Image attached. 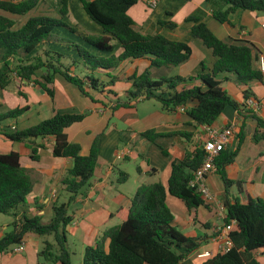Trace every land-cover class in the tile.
I'll return each instance as SVG.
<instances>
[{
    "label": "trees",
    "instance_id": "16d2710c",
    "mask_svg": "<svg viewBox=\"0 0 264 264\" xmlns=\"http://www.w3.org/2000/svg\"><path fill=\"white\" fill-rule=\"evenodd\" d=\"M87 17L101 30L100 34L84 35L83 39L91 48L64 38L68 45L79 53L80 63L91 71L110 70L118 67L125 60L146 63L145 69L138 73L135 68L126 78L131 81L125 99H118L117 104L127 105L140 96L153 98L164 110H176L195 102L186 109L191 120L200 126H211L227 105L240 108L221 87L220 74L233 73L239 84H248L258 80L264 84V74L260 68H254L253 45L226 43L219 39L197 14H189L186 22H191L190 36L199 40L211 51L214 58L208 66L200 62L198 70L188 77L180 75L152 78L151 68H173L186 61L191 54V47L184 40L170 38L162 33H143L135 27L134 20L128 14L130 7L142 0H78ZM44 0H0V87L9 83V77L16 73L22 81L37 83L51 98L53 97L54 75L60 74L65 80L75 84L80 92L89 95L85 84L92 89L102 91L106 84H113V76L107 83L101 82L94 75L84 77L70 74V67L61 63L64 54L43 49L41 43L55 36L54 30L67 27L69 0H59L57 15L42 11L38 6ZM210 6L212 16L227 27L232 23L229 14L237 9L251 12H264V0H205ZM29 14L23 23L16 26L17 17ZM158 26L174 28L172 21L158 20ZM75 30V29H74ZM120 50L119 53H117ZM48 57L43 59L42 56ZM71 65L78 63L69 58ZM41 71L39 78L37 72ZM198 80L199 85L178 86L184 82ZM108 93L116 94L113 90ZM255 96L247 88L243 90L246 102ZM28 109L27 105L14 107L0 114V121L16 118ZM84 113L53 110L52 116L24 129H3L0 134L11 141H24L36 137L53 136L52 155L69 157L72 165L60 180L61 188L68 194L67 202L56 200L52 205L51 218L43 223L41 217L22 216L15 218L19 207L25 203L26 196L32 189L29 170L20 163L16 151L0 153V214L13 216L12 228L0 237V253L12 251V248L24 242L28 232L44 237L42 247L37 251L38 264H71L72 253L66 245L65 227L72 217L68 212V203L85 191L91 184L98 160L96 136L87 155L80 154V144L68 140L65 129L80 122ZM256 128L253 139L262 138L258 134L264 127V120L253 114ZM140 136L149 140L155 137L154 130H146ZM245 137L243 128L237 134L235 149L222 148L214 163L225 191L224 217L225 226L234 225L228 234L233 246L227 252H211L208 256L197 257L200 242L197 238L184 234L174 224V214L166 203V195L180 199L188 210L207 204L193 187L189 185L192 173L203 158L202 146L193 152H187L181 159H172L171 171L164 186L160 181H152L138 187L127 209L119 214L118 224L103 231L93 245L83 250L80 264H186L184 260L195 256L189 264H260L256 252L264 251V198L246 196L242 202L239 197L228 199L229 188L239 184L227 177L226 167L231 164ZM35 148H32V152ZM166 153L165 151H163ZM126 173L120 174L121 181L127 180ZM52 235V239L48 237Z\"/></svg>",
    "mask_w": 264,
    "mask_h": 264
},
{
    "label": "crops",
    "instance_id": "0c3cea01",
    "mask_svg": "<svg viewBox=\"0 0 264 264\" xmlns=\"http://www.w3.org/2000/svg\"><path fill=\"white\" fill-rule=\"evenodd\" d=\"M154 1V6L149 4V0H142L130 7L128 14L136 22L135 27L143 33L159 32L173 39L184 40L189 43L191 54L186 61L173 68H151L152 78L172 75L188 77L198 70L201 61L208 66L211 65L214 60L211 51L206 49L199 40L192 39L190 36L192 23L186 22L185 17L191 13L199 15L208 28L224 42L252 44L255 55L253 66L259 68V57L264 56V27L261 25L264 22V12L255 13L237 9L229 14L228 19L232 26L227 27L212 16L210 6L205 0ZM55 3L53 5L56 10H53V15H57L59 0ZM53 5L43 2L38 9L46 12L51 10ZM70 13L69 3V15L64 20L76 32L83 33L86 28L94 31V34L101 33L100 28L93 25L86 14H79L83 22L77 19L75 23L68 22L70 16L74 17ZM28 15L15 18L16 26L23 23ZM158 20L172 21L177 25L172 29L160 27ZM58 29H56L57 32L54 30V35L59 38L66 36L68 40L84 44L91 50L85 41L72 40V34ZM44 46L51 51L59 50L64 56L76 60L72 50L50 48L48 40L41 43V47L44 48ZM119 52L120 50L117 53ZM67 66L70 67L71 75L84 77L91 74L103 83L110 81L113 76L117 79L113 84H106L102 91L92 89L85 84L86 90L95 101L84 96L75 84L68 82L60 74L54 75V83L51 86L53 87L52 98L34 81L19 82L17 80L13 82L14 87L9 85L3 89L0 87V114L14 107L28 106V109L16 118L1 120L0 132L5 128L24 129L37 124L43 119L50 118L55 109L85 114L80 122L73 123L65 129L68 140L80 144L81 155L88 154L94 138L99 136L98 160L91 184L68 203V212L72 219L65 227L66 245L70 249V244L74 245L78 242L81 263L84 248L87 245H93L105 229L119 223V214L128 208L138 187L152 181H160L167 186L172 159H181L187 152H193L197 147L202 146L208 134L204 126L196 125L186 112V109L195 102L187 103L183 111L164 110L160 104L139 107L144 98L129 101L127 105L117 104L118 99L126 98V91L130 88L131 81L126 77L135 68L138 73L142 72L146 63L125 60L118 67L110 70L109 74L108 71L101 69L91 71L83 63L71 65L69 62ZM218 78L221 81V87L240 104V108L235 109L227 105L212 128H232V135L225 145L228 149H235L237 134L242 128L245 134L234 161L226 167L227 177L239 182L229 188L228 199L233 200L237 196L245 202L246 196L264 198V127L258 132L262 134V138L255 141L253 132L256 123L250 117L253 114L264 120V84L258 80L239 84L235 81L233 73L220 74ZM199 84L200 81L192 80L180 84L178 88L183 85ZM247 88L258 102L256 111L243 99V90ZM109 90H113L116 94L108 93ZM150 129L155 132L152 141L140 136L141 132ZM53 144V136L11 141L0 134V153L11 150L18 152L20 163L29 170L33 183L25 203L17 211L15 217L17 219L22 216L37 215L45 223L52 216L53 203L56 200H63V202L68 200V194L61 188L60 180L72 165V160L69 157L53 156ZM32 148H35V151L32 152ZM134 157L139 158L136 173L133 182L125 186L124 182H127L131 176L126 173L127 180L121 181L122 163ZM206 184L213 194V200L206 202L205 205L188 210L180 199L170 194L166 195V203L174 214V224L177 228L178 225L181 226L184 234L197 238L200 242L198 252L205 250L219 252L222 243L219 229L225 226L224 211L219 209V205L224 202L225 191L217 170L207 175ZM175 212L179 215H175ZM12 219L11 215L0 214V237L12 228ZM233 225L234 223H231L227 231ZM48 238L52 239V235ZM43 239L44 237L35 233H26L23 239L24 250L0 253V264H38L37 251L42 247ZM256 256L260 264H264V251H257ZM194 257L193 255L187 257L184 263H191Z\"/></svg>",
    "mask_w": 264,
    "mask_h": 264
},
{
    "label": "built area",
    "instance_id": "2783aa9c",
    "mask_svg": "<svg viewBox=\"0 0 264 264\" xmlns=\"http://www.w3.org/2000/svg\"><path fill=\"white\" fill-rule=\"evenodd\" d=\"M149 4L154 6L155 1L149 0ZM261 25L262 27H264V22ZM258 61H259L260 70L264 72V56H260ZM142 98L143 96H140L135 100H141ZM246 103L252 105L254 111H256V109L258 108V102L253 98H249L246 101ZM176 109L183 111L184 106L183 105L177 106ZM204 128L208 134L206 140L202 144L204 150V158L200 166L193 171L192 177L189 180V185L193 187L194 190L200 194L201 198L205 202H210L213 200V194L209 189L208 185L206 184V177L209 173L216 171V165L214 163V160L216 156L219 154V151L225 147L226 143L231 137L232 128L225 127L222 129H215L207 125H204ZM219 209L221 211H224V204H220ZM228 227L229 225L224 226L223 229L222 228L219 229L220 238L222 241L219 252H227L233 246L232 240L228 234L229 231H227ZM24 248H25V244L24 242H22L21 244L14 246L11 252H20L23 251ZM210 254L211 252L205 250L199 252L197 256L203 257V256H208Z\"/></svg>",
    "mask_w": 264,
    "mask_h": 264
},
{
    "label": "rangeland",
    "instance_id": "374dc122",
    "mask_svg": "<svg viewBox=\"0 0 264 264\" xmlns=\"http://www.w3.org/2000/svg\"><path fill=\"white\" fill-rule=\"evenodd\" d=\"M57 1L58 0H45L44 3L47 4V5H53V4H56L55 2H57ZM69 3H70V12H71L70 14H72L74 17L70 16L68 18V22L75 23L76 19H77V21H80V22L82 21L83 22V18L80 20V16H79V14H85L84 11H83V9H82V7H81V4L77 0H69ZM54 9L56 10L55 5H53V8L51 10H49L51 15H53L52 13L55 11ZM88 20H90V19H88ZM134 23H136V22L134 21ZM137 23H139V22H137ZM92 24L95 25L96 27H98L94 22ZM58 30H61L64 33L67 32L69 34H72V36H73V39L72 40H75L76 41L77 39H79V41H81V42L84 41V39H83L84 37L83 36L89 34L88 32H90V34H94L95 33L94 31L89 30V29H86V28H85L86 31L83 32V33H79L78 31L76 32L74 30V28H73V30H71V29H69L67 27H61ZM55 32H57V30ZM57 37L59 38V36H56L55 35L51 39H48L49 47L50 48L59 47V48H62L64 50H67V49L68 50H72L74 52V54H75L74 56L76 57L75 58L76 61L78 63L82 62V61H80L79 53L76 50V48L73 47V46L68 45V43L66 42V40H62V39L59 40ZM62 38L68 40V38L66 36H62ZM46 47H48V46L46 45ZM43 49H45V46H44ZM53 51H57L58 52L59 50H53ZM60 53H62V52H60ZM42 58L43 59H48V57H46L44 55L42 56ZM69 62H70V60L68 59V57L61 58V63L62 64L67 65ZM40 73H41V71L39 70L37 72V75H36V78L37 79H40L39 78ZM17 80L19 82H24V81H22L20 79L19 76H17L16 73H12L10 75V77H9V83L7 85H9L10 87H14V83L13 82L14 81H17ZM151 104L159 105V102H157L153 98L144 99V101L139 105V107H141L142 105H144L145 107H149V106H151ZM35 117H38V116H35ZM138 161H139V158L134 157V158H131L130 160H126V161H124L122 163L121 170L123 171V173H128L131 176V178H129L127 182H124L125 183V186H127V184H129V182H131V183L133 182V178H134L135 173H136V164H137ZM118 174H119V172H118ZM118 174H116V175H118ZM121 183H123V182H121ZM175 200L179 201L178 199H175ZM61 201H63V200H61ZM175 213H176L175 215H177V216L179 215L178 212H175ZM178 229L183 230V228H181V226H179V225H178ZM200 230H202V229L200 228ZM69 247H70L69 250L72 252V262H71V264H80V252H79L78 242H76L74 245H71L70 244Z\"/></svg>",
    "mask_w": 264,
    "mask_h": 264
}]
</instances>
